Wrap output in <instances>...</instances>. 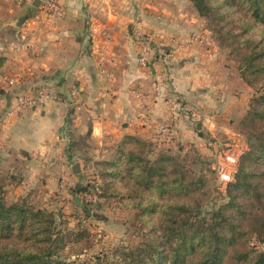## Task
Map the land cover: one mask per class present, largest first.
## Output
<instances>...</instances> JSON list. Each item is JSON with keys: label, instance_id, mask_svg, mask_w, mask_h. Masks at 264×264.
Instances as JSON below:
<instances>
[{"label": "crops", "instance_id": "1", "mask_svg": "<svg viewBox=\"0 0 264 264\" xmlns=\"http://www.w3.org/2000/svg\"><path fill=\"white\" fill-rule=\"evenodd\" d=\"M44 1L0 0V60L13 74L10 95L52 84L58 96L7 111L0 141L52 177L46 188L71 186L68 173L76 174L79 155L72 147L79 141L100 155L126 136L196 137L186 114L197 104L216 108L211 81L227 67L215 54L205 56L207 47L197 40L204 26L191 0H59L54 13ZM148 37L154 62L146 67L139 57ZM227 82L217 83L225 90ZM237 104L230 101L220 114L240 118L244 103Z\"/></svg>", "mask_w": 264, "mask_h": 264}, {"label": "rangeland", "instance_id": "2", "mask_svg": "<svg viewBox=\"0 0 264 264\" xmlns=\"http://www.w3.org/2000/svg\"><path fill=\"white\" fill-rule=\"evenodd\" d=\"M200 18L205 31L197 40L207 47L208 59L215 54L225 62L226 74L220 73L216 79L228 81L229 87L224 90L222 83L211 81L210 91L215 94L210 96L214 97L211 99L216 101V108L197 104L190 116L186 114L193 119L197 138L179 137L178 133L151 139L126 136L108 145L109 151L100 155L86 140L79 141L72 147L79 152L73 160L74 165H79V173H68L69 188H46L45 183L52 177L47 180L45 171L39 173L31 160H20L0 141V199L8 207L17 203L24 209L41 211L46 215L43 220L52 222L49 234L56 252L51 257L55 261L50 264H140L146 257L141 251L153 235L161 238L160 244L165 248L169 246L168 238L158 229L174 207L185 203L193 206L190 222L210 220L214 211L229 202L227 188L235 182L243 156L252 144H258L256 137L264 136V121L248 118L250 111L259 113L264 108V102L257 103L264 97V80L257 81L245 71L247 77L243 78V64L233 53L232 43L222 41L215 31L211 19L214 17ZM9 70L5 63L0 66V132L7 111L42 105L32 103L37 101L40 90L56 87L46 84L10 95L14 84ZM230 101L238 103V108L244 103L240 118L235 113L227 116L226 111L220 114L219 110L228 107ZM256 166L264 168L263 157ZM160 170L165 172L161 178L163 187L154 174ZM55 173L53 169L52 175ZM151 173L154 184L145 188ZM138 203L142 205L135 206ZM184 224L181 221L179 227ZM248 246L253 253L264 250L262 241L249 239Z\"/></svg>", "mask_w": 264, "mask_h": 264}, {"label": "trees", "instance_id": "3", "mask_svg": "<svg viewBox=\"0 0 264 264\" xmlns=\"http://www.w3.org/2000/svg\"><path fill=\"white\" fill-rule=\"evenodd\" d=\"M191 1L201 16L214 17L211 19L221 40L232 43L233 53L243 64V78L264 80V0ZM2 64L0 60V66ZM261 102L264 97L257 100L258 104ZM248 118L263 122L264 108L259 113L250 111ZM256 139L258 144H252L242 158L235 182L228 185L229 202L214 211L210 220L190 222L193 206L185 203L182 207H174L158 229L168 238L169 246L165 248L160 244L161 238L153 235L141 251L146 257L140 264H264V250L253 253L248 246L249 239L264 243V168L256 166L258 159L264 158V136ZM154 174L158 175L157 183L163 187L165 183L161 178L165 172L160 170ZM152 177V173L148 174L145 188L154 184ZM140 205L142 203L135 206ZM45 216L41 211L33 212L17 203L8 207L0 199V264H50L55 261L51 258L56 252L51 247L54 240L49 234L52 222L44 221ZM180 220L185 221L183 227H179Z\"/></svg>", "mask_w": 264, "mask_h": 264}, {"label": "built area", "instance_id": "4", "mask_svg": "<svg viewBox=\"0 0 264 264\" xmlns=\"http://www.w3.org/2000/svg\"><path fill=\"white\" fill-rule=\"evenodd\" d=\"M12 1H14L19 6H23L25 4L31 3L33 0H12ZM43 5L44 8L49 12L54 13L59 11V0H46L44 1ZM146 41L150 45L143 47L142 50L140 51L139 62L141 63V65L149 67V65L153 64L154 62V60L153 61L151 59L149 60V53L152 51L153 44L151 43L153 39L148 37ZM160 56L163 57L164 59L169 58V56L165 52H160ZM57 97L58 96L55 87L42 88L36 97L37 101L36 102L33 101L32 103L42 104L47 101L54 100ZM172 100L176 101L174 99Z\"/></svg>", "mask_w": 264, "mask_h": 264}, {"label": "water", "instance_id": "5", "mask_svg": "<svg viewBox=\"0 0 264 264\" xmlns=\"http://www.w3.org/2000/svg\"><path fill=\"white\" fill-rule=\"evenodd\" d=\"M36 5H39V1L35 3ZM73 172L74 173H79V165L78 164H75L73 166Z\"/></svg>", "mask_w": 264, "mask_h": 264}]
</instances>
